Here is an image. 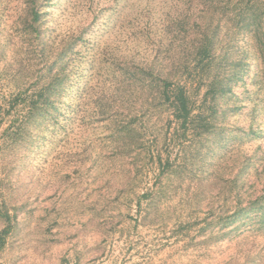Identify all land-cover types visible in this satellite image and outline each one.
<instances>
[{
    "label": "rangeland",
    "instance_id": "1",
    "mask_svg": "<svg viewBox=\"0 0 264 264\" xmlns=\"http://www.w3.org/2000/svg\"><path fill=\"white\" fill-rule=\"evenodd\" d=\"M31 1L0 0V105L27 100L0 130L1 199L15 224L0 264H262L264 211L243 209L264 203V0L238 10V0H39L35 28ZM207 21L218 28L219 63L205 79L231 90L204 102V79L187 72L209 132L166 152L155 140L177 126L155 127L145 143L174 172L159 176L151 162L131 180L134 157L118 154L109 117L120 106L98 107L123 82L119 57H187ZM136 185L154 197L139 206Z\"/></svg>",
    "mask_w": 264,
    "mask_h": 264
},
{
    "label": "trees",
    "instance_id": "2",
    "mask_svg": "<svg viewBox=\"0 0 264 264\" xmlns=\"http://www.w3.org/2000/svg\"><path fill=\"white\" fill-rule=\"evenodd\" d=\"M243 1L245 0H238L235 5L237 10L241 5L240 2L243 3ZM212 2L220 6L223 0H212ZM31 3L34 27L35 24L40 22L42 13L39 8V0H32ZM256 3V1H249L247 8L251 7L250 10L253 11ZM221 10L222 8L216 14L211 12L207 13L213 14V16H210L212 20L216 18L215 15L222 12ZM243 10L246 11L244 8ZM197 32L200 38L192 42L191 53L187 57H180V59H160L158 56L153 60H136L135 57L128 58L125 56L119 57L116 68L118 71L120 70L119 75L123 82L115 95L111 97L104 96L98 104V107L103 110L102 112L105 115H108V112L110 113L115 107L120 106L116 108V115L110 114L109 117L112 118L114 128L117 131L116 140L118 147H120L118 148V154L123 153L122 147H124L129 148V155L134 157L135 161L131 164L133 165V169H129L125 173L131 180L141 175H148L151 172V162L152 166L155 165L159 171V176L174 172V163L169 161L168 158L165 159L159 150L154 151L151 146H147L145 143L147 135L153 132L155 127H159L162 130L167 125V130H171L170 125H173L177 126L175 128L177 131L178 129L181 131V133H178L174 130L172 135L169 134L162 137L163 139H160L159 142L155 140L158 146H163L166 149V152L170 147L172 148L177 145L185 146V142L188 141V137L192 133L197 132L196 138H201L209 132V127L206 122L199 121L197 115L194 114L197 109V103L192 99L188 85L184 81L187 72L189 79L192 78L190 75L193 73L197 75L194 78L200 77L204 79L201 80V85L203 84L207 88V92L204 95V102H207L209 97L215 100L218 97L217 95L224 96L231 90L227 89L226 83H222L217 77H212L213 81L211 82L206 81L208 78H211L209 71H211L213 65L219 63V57L217 55L218 28L212 29L207 21V25L203 23L198 26ZM228 53L229 50L223 55V62L229 61L230 56ZM128 76L129 78L127 79L126 77ZM125 82L127 85H125ZM144 89L150 90V93H146V98L142 95L141 97L138 96L141 93L139 91H143ZM47 90L44 89L41 91L39 98H42ZM55 92L54 85L50 86L48 91L50 93V99ZM45 98L49 101V94L44 95ZM21 100L23 101L24 99L21 94H18L14 97V100L9 102L7 107L0 105V130L5 125L6 118L13 115L19 108L22 102ZM139 100H142L141 104H139ZM44 104L47 103L45 102ZM39 109L38 103H34L30 111L34 113L35 110L38 111ZM50 109H52L51 106ZM163 115L166 117H162ZM158 136L154 138L156 139ZM156 144L154 146L157 147ZM147 153L150 159L145 157L148 161L144 162L139 157ZM136 187L129 190L133 191V195L138 199L137 203L139 206H141V199L148 200L155 195V191L152 189H145L146 187H142L141 189V187H137L144 191L143 195L139 197L136 193ZM1 188L2 183L0 181V221L5 224L0 229V255L6 248L8 239L15 229L13 217L8 211L4 210L5 206L1 199ZM258 200L247 204L243 209V214L263 212L264 203H260ZM208 226L212 227L213 225L209 224Z\"/></svg>",
    "mask_w": 264,
    "mask_h": 264
}]
</instances>
